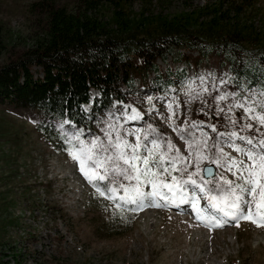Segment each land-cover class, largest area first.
Wrapping results in <instances>:
<instances>
[{
	"label": "rangeland",
	"instance_id": "rangeland-1",
	"mask_svg": "<svg viewBox=\"0 0 264 264\" xmlns=\"http://www.w3.org/2000/svg\"><path fill=\"white\" fill-rule=\"evenodd\" d=\"M36 1L0 0L4 44L0 62L43 34L46 20ZM57 1L75 6V0ZM217 2L154 0L151 11L172 16ZM230 2L237 4V0ZM133 6L139 11L141 2L136 0ZM258 6L260 14L253 21L259 29L264 26V0H258ZM167 63L176 70L184 67L171 58ZM228 66L212 55L200 64H191L184 75L211 69L219 74L229 71ZM182 76L174 78L173 87ZM151 87V82L138 85L128 103L143 112L147 107L144 97L154 94ZM155 104L165 112L164 101ZM191 107V119H206L196 111L199 103ZM106 109L95 110L93 105L96 115H103ZM43 119L36 109L0 101V264H264V225L242 219L239 225L229 221L209 227L196 213L179 211L173 205L144 207L134 213H128L126 207L117 209L112 201L95 194L78 162L64 151L57 133L40 131ZM153 119L183 151L184 141L155 113ZM211 119L223 122L222 118ZM91 127L97 130L94 122ZM205 206L201 196L199 207Z\"/></svg>",
	"mask_w": 264,
	"mask_h": 264
},
{
	"label": "snow or ice",
	"instance_id": "snow-or-ice-1",
	"mask_svg": "<svg viewBox=\"0 0 264 264\" xmlns=\"http://www.w3.org/2000/svg\"><path fill=\"white\" fill-rule=\"evenodd\" d=\"M229 58L236 62L231 52ZM260 64L258 72L239 62L219 74L211 69L184 75L176 87L174 81L158 83L163 95L145 96L143 112L112 98L104 114L96 115L93 97L98 93L90 94L78 111L62 100L49 113V127L95 194L117 209L134 213L186 203L209 227L229 221L239 225L242 219L264 225V53ZM156 101H164L165 112ZM193 103H199L196 111L206 119H191ZM153 113L184 141L183 151ZM212 117L223 122L213 123ZM201 196L204 208L199 207Z\"/></svg>",
	"mask_w": 264,
	"mask_h": 264
},
{
	"label": "trees",
	"instance_id": "trees-1",
	"mask_svg": "<svg viewBox=\"0 0 264 264\" xmlns=\"http://www.w3.org/2000/svg\"><path fill=\"white\" fill-rule=\"evenodd\" d=\"M135 1L75 0L73 7L36 1L45 30L33 44L0 62V101L36 109L44 118L38 128L50 134L49 113L62 100L78 111L96 91L95 110L108 107L112 98L128 103L138 85L151 82L153 93H160L158 83H172L191 64L212 55L222 66L229 63V70L243 62L251 72L259 71L264 26H254L258 0H218L172 16L154 14V0H139L136 11ZM2 33L0 25V60ZM169 58L183 62L182 73L167 63Z\"/></svg>",
	"mask_w": 264,
	"mask_h": 264
}]
</instances>
